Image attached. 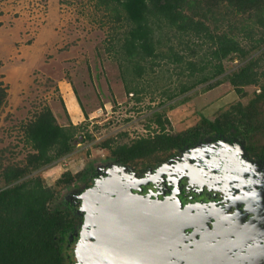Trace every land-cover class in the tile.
Returning <instances> with one entry per match:
<instances>
[{"label":"rangeland","instance_id":"374dc122","mask_svg":"<svg viewBox=\"0 0 264 264\" xmlns=\"http://www.w3.org/2000/svg\"><path fill=\"white\" fill-rule=\"evenodd\" d=\"M186 8L246 51L229 55L224 73L193 87L215 70L209 41L163 23L156 25L157 47L170 57L139 59L127 45L132 23L114 2L0 0V88L6 93L0 106V190L30 177L54 188L49 207L72 219L60 237L64 264H91L94 214L103 193L134 180L159 191L160 180L186 181V169L198 175L199 165L205 174L218 170L226 183L251 192L264 222V78L239 87L229 78L251 58L260 60L259 71L264 68V19L227 0H190ZM171 49L183 60H175ZM241 106L247 125L207 132L191 146L157 148L125 163L112 152L162 131H185L203 118L214 121L228 110L241 115ZM48 108L74 132V148L36 166L32 155L38 149L27 139V126ZM10 167L24 174L7 181Z\"/></svg>","mask_w":264,"mask_h":264},{"label":"trees","instance_id":"16d2710c","mask_svg":"<svg viewBox=\"0 0 264 264\" xmlns=\"http://www.w3.org/2000/svg\"><path fill=\"white\" fill-rule=\"evenodd\" d=\"M106 1L120 5L126 18L132 23L126 37L127 45L130 53L137 55L139 59L160 55L170 57L157 47L156 25L161 26L163 23L171 25L189 38L209 41L215 70L209 76L203 75L192 87L224 73L223 61L229 55H246L244 47L236 38L226 32L213 31L204 20L191 15L186 8L190 0ZM227 1L241 12L255 11L260 20L264 19V0ZM173 55L176 56L175 60L182 61L184 58L174 51ZM259 61L258 58L249 59L230 75L231 82L236 87L260 82L261 78H264V68L258 70ZM261 83V95L264 96V80H261ZM187 90L189 89L183 92ZM5 94L4 88H0V106ZM239 109L241 115L228 110L214 121L203 118L200 124L185 131L175 134L162 131L154 137L140 138L131 145H122L112 152L118 161L125 163L157 148L191 146L207 132L227 131L240 123L247 125V109L242 106ZM27 139L38 149V152L32 155V164L36 166L49 163L74 148V132L60 125L49 108L36 115L29 123ZM54 148L56 152L51 153ZM23 174V169L12 167L4 173L7 181L18 180ZM54 196V188L45 186L39 177H30L0 190V264H64L60 237L72 225V219L62 209L49 207V202Z\"/></svg>","mask_w":264,"mask_h":264},{"label":"flooded vegetation","instance_id":"af4514ba","mask_svg":"<svg viewBox=\"0 0 264 264\" xmlns=\"http://www.w3.org/2000/svg\"><path fill=\"white\" fill-rule=\"evenodd\" d=\"M199 166L198 175L186 169V181L174 177L169 181L160 180L162 188L159 191L150 186L143 187L137 180L120 185L149 206L160 208L158 205L163 204L165 214L151 209L145 211V216L150 214L152 224V227L147 225L146 232L136 220V225L125 221L121 228L105 233L107 236L102 249L108 251L109 257L115 247L123 250L119 252L121 257L106 258L103 264H264V222L255 209L251 192L243 191L238 183H226L218 170L205 174L202 165ZM133 187L141 192L149 190L148 198L141 192L137 193L139 190L133 192ZM129 193L106 200L104 214L120 213L119 207L134 205L139 209L140 218L142 205L139 200L128 196ZM125 199H131L132 203ZM165 202L175 206L170 207ZM98 207L94 214L95 226L89 252L91 264H95L92 250L98 242ZM178 209L179 213L174 211ZM172 213L175 215L171 216ZM170 218L176 222H189V226L175 235L171 232L173 222ZM123 238L124 243H120ZM156 252L160 253L157 259L154 258Z\"/></svg>","mask_w":264,"mask_h":264},{"label":"bare ground","instance_id":"6f19581e","mask_svg":"<svg viewBox=\"0 0 264 264\" xmlns=\"http://www.w3.org/2000/svg\"><path fill=\"white\" fill-rule=\"evenodd\" d=\"M114 191V192H113ZM112 192L114 194H112ZM129 193L128 190L126 189H123L120 187V185L116 186L114 189H112L111 191H108V192H105L103 193L101 196H100V201L101 203L99 204V222H101V227L99 225V233H98V241H99V246L98 248H100L101 250L103 245H104V241H106L105 239V235L107 236V233L108 231L110 230H116L121 228L123 226V223L126 221H128V223H134L136 220L139 221V223H141V226L143 228V230L146 232V230H148L147 228V225L149 226L150 224V214H147V216L144 215V212L147 211L148 209L150 210L151 209V206L147 205L146 203L142 204V214L139 218V209L136 208V206H132V205H123V207H119L118 209L121 211L120 213H115V214H109V215H105L104 212L106 210V200L109 201L110 198L111 199H117L119 198V195L122 194H126V193ZM117 195V196H116ZM128 196H131V197H134L131 193L128 194ZM138 197V196H137ZM136 197V198H137ZM139 202L143 203L142 201H140L139 197L138 199ZM125 201H129L130 203H132V200L131 199H125ZM165 204H169L168 202H165ZM164 204V205H165ZM173 203L169 204L170 207H172ZM105 206V207H104ZM125 206V207H124ZM158 206H160L161 209H164L163 208V204H159ZM175 206V205H174ZM173 206V207H174ZM145 207V208H144ZM177 208V207H176ZM162 211V210H161ZM180 212V209H178L177 213ZM174 218V217H173ZM146 219V221L144 220ZM172 220L173 222V226H172V229H171V232L173 231V233H177L178 232V229L183 225H189V222H184V221H180V222H176L175 219H171L170 218V221ZM137 221V222H138ZM133 225H136V223H134ZM149 227H152V224H150ZM116 239H118L116 237ZM118 244L120 243H124V238L119 242H117ZM123 250L122 249H117V247L114 248L113 251H111L110 253V257H109V254H108V251H105V249L103 250V256H100L97 258V264H103L104 262V259L106 258H109L110 260H113V259H116L118 257V255L121 257L120 253ZM160 253L156 252L155 255H154V258L157 259L159 256ZM143 259V257L141 258ZM155 262V260H154ZM143 264H147V263H143Z\"/></svg>","mask_w":264,"mask_h":264},{"label":"water","instance_id":"95a60500","mask_svg":"<svg viewBox=\"0 0 264 264\" xmlns=\"http://www.w3.org/2000/svg\"><path fill=\"white\" fill-rule=\"evenodd\" d=\"M112 194H114L113 192H112ZM132 194V193H131ZM134 197L133 198H135V199H138V197H137V195H135V194H132ZM137 197V198H136ZM102 198V197H101ZM100 198V199H101ZM142 200V199H141ZM138 202V201H137ZM99 203H101V201L99 200ZM140 205H142V204H144V203H141V202H138ZM143 206V205H142ZM151 210H156V211H160L161 213H163V214H165V209H161V208H159V207H157V205L156 206H151ZM162 210V211H161ZM175 212H177L176 210H174ZM99 213H100V211H99V208H98V211H97V214H96V225H97V228H98V233H99V225H100V227L102 226L101 225V222H99ZM175 214L174 213H172L171 214V216H174ZM187 226H189V225H182L179 229H178V232L175 234V235H177L183 228H185V227H187ZM99 240V239H98ZM175 241V240H174ZM98 246H99V241L97 242V244H96V246L93 248V250H92V255H93V258H94V262H95V264H97V258L98 257H100V256H103V250H101L100 248H98ZM168 249V248H167ZM168 259V258H167ZM167 264H169V262H167Z\"/></svg>","mask_w":264,"mask_h":264}]
</instances>
